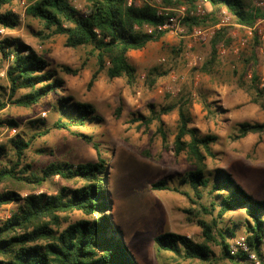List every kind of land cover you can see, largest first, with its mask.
Instances as JSON below:
<instances>
[{
    "label": "trees",
    "instance_id": "16d2710c",
    "mask_svg": "<svg viewBox=\"0 0 264 264\" xmlns=\"http://www.w3.org/2000/svg\"><path fill=\"white\" fill-rule=\"evenodd\" d=\"M13 1L0 0V29L12 30L19 24L16 14L5 8ZM199 2L209 3L210 10L202 17H185L183 23L189 29L217 24L222 9L230 15L233 23L240 26H252L264 18V6H256L254 0H161V6L194 7ZM24 14L41 24V30L36 34L41 40L62 35L64 46L73 49L86 47L87 57L75 68L65 64L52 65L24 42L2 38L0 58L7 61L8 94L4 98L0 93V111L8 104L29 108L51 94L58 95L65 84L60 73L79 74L86 68L90 57L94 59L95 68L91 71L87 88L93 86L101 72L109 79L124 77L131 84L136 77V68L130 63L128 53L141 50L166 34L156 29L164 22L165 16L146 0L141 3L132 0L130 4L128 0H87L82 10L72 0H27ZM145 25L154 29L147 32ZM231 41L228 27L221 26L214 31L209 39L210 57L201 66V72L210 73L211 67L218 62L219 47L229 46ZM255 41L258 43L256 37ZM252 59L256 60L255 55ZM245 62L244 75L238 77L237 85L249 95L251 103L264 111V84L259 86L255 69L250 71L249 80L245 78L249 69L248 60ZM166 74L156 67L150 68L147 85L153 87L158 78ZM192 99L190 91L182 88L174 99L158 108L151 104L148 115L139 113L132 119V122H138V127L155 123L156 131L165 143L167 136L162 116L177 112L173 151L175 155L185 154L190 167L176 174L171 184L167 180H158L151 183V188L177 192L212 216L210 223L197 220L202 232L200 242L176 232H163L154 236V244L157 251L202 264L211 261V247L216 245L220 247L221 258L254 264L246 252L231 254L229 239L236 236L241 224L248 250L256 256L261 255L264 198L254 197L227 169L220 168V158L213 149L218 136L202 134L191 125ZM202 104L209 113L215 114L205 99ZM54 108L59 117L50 127L69 130L81 138L94 148L96 159L76 164L49 162L38 170L27 162L26 151L36 137L48 130L31 135L18 132L0 142V184L11 186L0 192V207L13 204L10 215L0 220V264H140L111 216L112 199L105 180L108 156L103 155L100 144L91 136L70 130L71 125L101 122L102 117L92 104L76 101L71 96H59ZM5 123L10 128L18 127L13 119ZM233 129L231 139L239 140L249 134L264 133V121L237 122ZM208 159L216 165L209 166ZM54 176L68 184L54 193L36 192ZM22 190H26L24 195L20 192ZM72 212H79L82 217L70 221L68 216ZM233 212L242 213L243 219L231 220L230 226L217 228V222L229 218Z\"/></svg>",
    "mask_w": 264,
    "mask_h": 264
},
{
    "label": "rangeland",
    "instance_id": "374dc122",
    "mask_svg": "<svg viewBox=\"0 0 264 264\" xmlns=\"http://www.w3.org/2000/svg\"><path fill=\"white\" fill-rule=\"evenodd\" d=\"M143 1L135 0L136 3ZM146 1L156 8H165L161 6V0ZM72 2L82 10L87 0ZM199 3L209 12V3ZM26 4L27 0H14L5 7L16 14L19 24L12 30L0 29V40L4 37L18 39L42 54L52 65L78 67L87 57L88 49L64 46L62 35L41 40L36 35L41 30V24L25 16ZM220 16L221 11L219 19ZM225 26L229 28L232 41L229 46L219 47L218 62L211 67L210 73L201 72L200 68L210 57L211 37L193 39L166 33L160 40L149 42L145 48L130 51L128 59L136 68V77L131 84L124 77L109 79L101 72L93 86L87 88L91 71L95 68L94 59L90 57L86 68L79 74L60 73L65 84L58 95L51 94L29 108L8 104L0 111V142L18 132L31 135L46 129L47 133L36 137L26 151L27 162L35 169L39 170L49 162L67 161L76 164L95 160L94 148L81 138L69 130L50 127L59 117L54 108L59 96H71L76 101L92 104L102 121L88 122L85 126L71 125L70 130L91 136L100 144L103 155L108 156L105 180L112 199L111 216L122 231L133 256L140 264H202L197 260H182L171 253L157 251L153 241L157 234L176 232L200 242L202 232L197 220L212 222L209 213L185 196L151 188V183L158 180H167L171 184L176 174L190 167L185 154L175 155L173 151L177 112L162 116L167 136L165 143L156 131L155 123L138 127V122H132V119L139 113L148 115L151 104L158 108L174 99L182 88L189 90L193 98L190 107L191 125L202 134L214 133L218 136L213 149L220 158V168L227 169L235 181L254 197L264 198V133L249 134L239 140L231 139L235 123L264 121V111L251 103L249 95L237 85L238 77L244 75L245 59L249 66L245 78L249 80L250 71L255 69L260 79L259 86L264 84V43L257 36L247 35L245 29L233 23L231 17ZM254 55L255 61L252 59ZM6 67L7 61L0 58V93L4 98L8 94ZM153 67L167 74L159 77L153 87H149L146 76ZM204 99L215 114L209 113L203 106ZM8 119L15 120L18 127H8L5 123ZM207 163L212 167L216 165L210 159ZM64 184L68 183L54 176L36 192L54 193ZM10 187L8 183H1L0 192ZM20 192L24 195L26 190ZM205 202L208 203V200ZM12 207L13 204L0 207V220L10 215ZM68 217L73 221L82 215L72 212ZM242 219V213L233 212L229 218L217 222V228L230 226L231 220ZM240 236H243L241 224L236 236L229 239L230 245ZM211 248L213 256L208 264H246L244 261L232 262L221 258L219 246L213 245ZM256 257L259 264H264V242L261 255Z\"/></svg>",
    "mask_w": 264,
    "mask_h": 264
},
{
    "label": "built area",
    "instance_id": "2783aa9c",
    "mask_svg": "<svg viewBox=\"0 0 264 264\" xmlns=\"http://www.w3.org/2000/svg\"><path fill=\"white\" fill-rule=\"evenodd\" d=\"M132 0H128V4H130ZM256 6H264V0H257ZM159 13L165 16L164 22L160 23L156 26L158 31H165L166 33L171 34H180L182 36H187L189 38H199V37H211L214 33V29H218L221 26L228 25L230 22V15L226 12L225 9L221 10V16L219 22L212 27H201V26H193L192 28H187L183 23V20L187 16H197L202 17L205 15L206 11L201 3L196 4L192 8H187L182 5L176 8H158ZM147 32H151L154 28L152 26L145 25L144 26ZM245 29V32L249 36H257L259 40L264 43V18L256 21L252 26H241ZM241 44H243V40H241ZM196 61L195 59L193 60ZM238 251H243L248 253V259L254 263L259 264L257 257L254 253L248 250L247 245L244 241V236L238 237L232 245H230L231 254H235Z\"/></svg>",
    "mask_w": 264,
    "mask_h": 264
}]
</instances>
